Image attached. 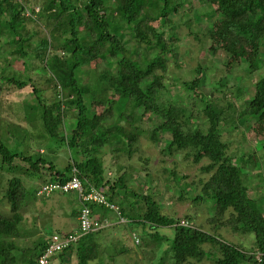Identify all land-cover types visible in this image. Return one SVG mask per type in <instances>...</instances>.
Returning a JSON list of instances; mask_svg holds the SVG:
<instances>
[{"label": "trees", "instance_id": "trees-1", "mask_svg": "<svg viewBox=\"0 0 264 264\" xmlns=\"http://www.w3.org/2000/svg\"><path fill=\"white\" fill-rule=\"evenodd\" d=\"M186 1L192 3L46 0L34 16L35 7L29 0H0V173L12 174L0 189V203L10 207L9 213L0 208V264H39L38 257L51 235L39 239L29 250L17 246L13 238L20 234L28 206L55 194L71 193L76 194L78 203L77 209L72 208L74 219H78L76 229L84 206L92 217L111 224L53 254L51 264L57 256L78 264L99 259L107 248L92 235L114 224L130 228L133 237L139 238L135 242L139 246L143 242L140 232L147 234L151 244L138 252L153 264H194L205 259L214 264H264V201L261 208L250 195V189L257 185L254 178L263 176L264 157H260L262 168L255 171L258 161L254 155L259 149L245 144L250 136L251 141H262L264 148V0H202L207 7L193 8V18L187 16L185 24L196 39L206 40L212 60L205 65L199 62L196 74L185 78L175 73L167 79L168 64L179 53L177 42L184 15L189 13L184 11ZM28 9L33 14H28ZM220 50L225 54L217 58ZM216 58L221 68L215 67ZM34 59L47 76L45 85H36L32 77L23 76L22 69L13 68L17 61L26 64ZM258 70L263 75L257 76L252 86L248 77ZM29 84L33 89L28 100H4ZM176 84L182 93L174 91ZM49 89L54 91L50 97L46 95ZM227 93L231 97L227 98ZM11 105L20 113L33 112L34 118L28 119L31 129L6 123L1 110ZM15 110L10 113L14 115ZM73 120L69 133L68 123ZM227 134L241 136L239 154L230 149ZM143 136L161 144L165 159L184 157L200 164L202 174L194 177L177 168L165 167L164 171L169 184H176L179 200L214 199L213 211L206 217L211 229L193 224L189 216L178 218L162 211L159 200L150 193L156 179L148 167L150 159L141 153ZM41 141L47 150L68 149L71 161L65 168H58L37 151ZM104 144L117 161L119 173L113 180L107 177L101 155ZM137 153L143 161L140 166L131 163ZM122 157L127 158L126 164L121 163ZM141 168L146 171L142 183L149 185L148 191L132 186L131 179ZM21 173L30 177L42 173L47 180L28 187ZM74 177L80 180L83 193L92 188L103 191L126 221H120L116 210L104 203L81 199L76 189L40 193L44 184L63 185ZM184 182L193 191L186 197ZM110 212L115 214L114 224ZM164 227L174 229L172 238L159 231ZM224 227L233 233H253L255 242L249 247L229 242L219 234ZM9 238L11 242H6ZM165 243L168 245L163 248ZM159 249L162 254L158 257ZM126 251L120 250L119 261L116 258L100 264L141 263L137 258L129 262L132 251Z\"/></svg>", "mask_w": 264, "mask_h": 264}, {"label": "rangeland", "instance_id": "rangeland-1", "mask_svg": "<svg viewBox=\"0 0 264 264\" xmlns=\"http://www.w3.org/2000/svg\"><path fill=\"white\" fill-rule=\"evenodd\" d=\"M29 5L31 7H42V5L46 2V0H29ZM71 1V0H70ZM192 3L185 2L184 5V11L189 12L188 15H184V22H182L181 28H180V39L178 40L177 44L179 47V53L176 59H171V61L168 64L167 69V79L171 78V75L177 73L179 75H183L185 78L189 76V74H196L195 67L198 65L199 62L203 61L204 65L206 63H209V60H212V55L208 54L207 52V46L205 44L206 40L199 41L194 37V35L190 32V28L187 27V24L185 22L187 21V16L193 18V8H205L207 7V3L202 0H191ZM29 6V7H30ZM176 19H180L179 16H175V13L172 14ZM183 18V16H181ZM225 52L223 50H220L217 54V58H221ZM215 59L214 64L215 67L221 68L222 63ZM240 60V59H239ZM202 63V62H201ZM100 66L103 67V63H99ZM2 67V64H0ZM40 62L38 59H34L31 62L28 63H22L20 61H17L13 68H20L25 72L23 76L29 75L33 78L36 85L41 86L45 85V76L44 72L40 68ZM0 67V71H1ZM8 70H10V66L7 67ZM103 69H106L105 67ZM263 73V72H262ZM261 71H257L255 75H251L248 77L247 82H252V86L254 85V80L257 78V76H262L263 74ZM217 75L216 73H214ZM262 74V75H261ZM212 76V75H210ZM183 77V78H184ZM213 77V76H212ZM211 79V77H209ZM212 81V80H211ZM0 84H3V80L0 78ZM224 84V81L222 82ZM32 84H29L25 88H23L20 91L13 92L11 94H8L5 96V101L7 102H23L25 99H29V95L32 93ZM174 91L176 93H182L183 89L176 84V87H174ZM54 91L52 89L47 90L46 95L50 97L53 95ZM212 93V92H211ZM227 98L231 97V94L227 93ZM14 110L16 109V105H11ZM8 106L5 108L3 107L1 112L4 116V119L7 121L16 123L20 126L30 127L28 123V119H33L34 115L32 111L28 110H22L21 113L15 110V114L13 115L11 112V109ZM74 111V110H73ZM72 117V116H71ZM148 122L150 123L152 121V118L148 116ZM75 124V121H69L68 123V132L70 133V130L73 128ZM232 127L231 125H229ZM32 126L30 127V129ZM163 133H159L161 135ZM166 135L170 136L169 133ZM225 138L230 141V149L235 153L239 154L240 146V135L235 134H227L225 135ZM249 136V140H250ZM246 140V145H252L253 147H257L256 149H259L257 153L254 155L255 158H257L258 161V167L255 169V171L259 170V167H261V160L260 157H264V148L262 147V141L255 139V140ZM42 144V145H41ZM260 144V145H259ZM37 146V151L42 153L46 158L52 159L58 168H65L67 163L71 161V155L66 148H62L61 150L53 151V150H47V148L44 146V142H40ZM120 145H117L119 147ZM161 144H156L154 140L142 137L141 140V153L148 157L150 159L148 163V167L153 172V176L156 179V181L152 182L151 186V195L156 197L160 205L162 207V211L165 214H168L170 216H176L178 218H184L185 216L190 217V222L192 221L193 224L198 225L199 227L204 228L205 230L211 229V225L207 222V213L213 211L214 208V199H199L196 202H192L190 200H179L178 197L180 195L179 190H175L177 188L176 184L174 182H170L168 180V173L164 171L165 167H169L170 169L177 168L178 171L188 174L189 176L192 175L194 177L196 174L201 175L202 173L199 170V165L194 163L191 159H186L180 157L177 159V157H170L168 159H165L163 154L160 152ZM101 155L104 159V165L106 167V174L107 177H110L112 180L115 179V177L118 175V166L117 161L114 159L112 152L110 150V147L108 144H104L101 147ZM72 154H74L72 152ZM21 164L24 165V162L17 159ZM174 160L179 163L177 166L174 163ZM127 163L128 160L125 157H122L121 163ZM131 163L140 166V164L143 163L142 160L138 158V153L133 156L131 159ZM177 166V167H175ZM262 168V167H261ZM254 171V172H255ZM146 174V171L144 169H140L139 174H136L133 179H131L133 183V187L140 186L144 189V191H148L149 185L146 184V182L142 183L144 180V176ZM181 174V173H179ZM204 175V174H203ZM263 176L259 179L254 178L253 182L255 185V189H250V195L255 197V202L258 204L259 207L262 208L263 201H264V173ZM12 176L11 173H0V189L5 187L8 183V178ZM20 176L22 177L25 184L29 187L32 185L37 186L38 184L42 183L43 181L47 180V176L45 174H40V176L36 177H30L25 173H21ZM205 177V176H204ZM250 177V176H249ZM248 177V178H249ZM193 179V178H191ZM190 178H188V181ZM135 185V186H134ZM188 183L184 182V186H182V191L184 193V196H189L193 191L190 186H187ZM258 189V192L255 190ZM138 189V188H137ZM177 193H176V192ZM194 194H196L194 192ZM256 195V196H255ZM260 195V196H259ZM177 196V197H176ZM3 203H0V208L3 209L6 213H9V205H2ZM35 208V209H34ZM72 208H78V203L76 201V194H55L54 197L44 200H38L37 204L28 206V211L25 212L26 218L23 220L22 224L19 227L20 234H18L17 238H14V242L17 246L25 247L31 249L33 247L34 241L39 240L43 238L45 235H49L50 233H55L56 230H66V228H69V224L73 223V215H72ZM115 215L114 213L110 212L108 216ZM113 223V222H112ZM113 226V225H112ZM60 228V229H59ZM110 229L113 230L110 232ZM38 231L39 234H35V231ZM129 230V231H128ZM126 231V232H125ZM159 231L161 233L167 234L170 238L174 235V229L170 227H164L160 228ZM125 232V233H124ZM219 234L226 240L232 243H240L243 244L245 247H249L250 244L255 242V237L253 233H233L229 230V228H221L219 231ZM137 235H139L137 233ZM140 236L143 239L142 245L139 246L135 243V239L131 233L130 228H119L114 224V227H110L107 229L101 230L99 233H94L92 237L95 239H99L103 242L104 247L107 248L106 254L101 253L99 259L90 260V264H100L102 262L111 263L114 259L117 258L119 261V258L117 257L120 250L124 249L127 250L126 253H129L130 251L136 253L133 254L132 257L134 259H139L141 263L139 264H153V261L147 260L146 255H144L141 251L138 252L140 249H147L148 246L151 244L148 242L150 241L147 237V234L145 232H140ZM39 237V238H38ZM116 237V240L113 238ZM38 238V239H37ZM93 238V239H94ZM112 239V240H111ZM6 242H11L10 238L5 240ZM107 242V245L105 244ZM167 243L164 244L163 248L167 247ZM168 245V244H167ZM206 248H211L210 244L204 245ZM3 247V246H0ZM213 249V248H211ZM165 250V249H163ZM214 250V249H213ZM158 257L162 254L161 249L158 251ZM157 252H155L157 256ZM15 253L18 255L19 251H15ZM1 255V254H0ZM153 258H156L153 254ZM104 259V260H103ZM125 259V257L122 258V260ZM133 259V260H134ZM103 260V261H102ZM116 260V261H117ZM133 260H130L129 262H132ZM158 261V260H157ZM193 261V260H192ZM143 262V263H142ZM194 264H214L213 261L209 259H205L201 262L193 261ZM115 264V262H114ZM154 264H157L154 263ZM165 264V263H164ZM186 264H192L191 262H188Z\"/></svg>", "mask_w": 264, "mask_h": 264}, {"label": "built area", "instance_id": "built-area-1", "mask_svg": "<svg viewBox=\"0 0 264 264\" xmlns=\"http://www.w3.org/2000/svg\"><path fill=\"white\" fill-rule=\"evenodd\" d=\"M39 10H40L39 7H35L34 8L35 12H33L34 14L30 9L27 10V13L36 16V13L39 12ZM56 188L66 192L72 189H76L79 191V195L81 199L90 200L98 203H104L106 206L116 210L117 214L120 216V221L122 222L126 221V219L120 214L118 206L108 201V198L103 191L98 190L96 188H92L89 192H87V194L83 193V187L81 185L80 180L77 177H74L72 180L66 182L63 185L44 184L40 190V193L43 192L49 193ZM79 221H80L79 227L73 232L63 233V234L55 232L50 236L46 249L38 257L37 261L39 264H51L53 254L66 249L71 244L79 242L86 234L90 232L98 231L104 227H108L111 224L109 221L100 222L94 217H92L90 213V209L87 206H84L82 208L81 214L79 216ZM181 223L187 225V222L185 221H182ZM134 238H135V242L138 243L139 238L135 235Z\"/></svg>", "mask_w": 264, "mask_h": 264}, {"label": "crops", "instance_id": "crops-1", "mask_svg": "<svg viewBox=\"0 0 264 264\" xmlns=\"http://www.w3.org/2000/svg\"><path fill=\"white\" fill-rule=\"evenodd\" d=\"M111 217H112L111 219H112V221H113V220H114V219H113V218H114V215H112ZM73 218H74V217H73ZM114 223H115V221H113V224H114ZM77 225H78V219L75 218V219L73 220V223L68 225V226H70V227H69V228H66V230H63L62 232H69V231H72L73 229H76ZM112 227H114V226H112ZM59 229H60V228H59ZM124 229H125V228H124ZM147 229H148V228H147ZM38 231H39V230L35 231V234H39ZM59 231H60V230H59ZM112 231H113V230L110 229V232H112ZM125 232H126V231H125ZM125 232H124V233H125ZM49 235H52V234L50 233ZM49 235H48V236L45 235V236H43V237H44V238H45V237H49ZM38 238H39V237H38ZM38 238H37V239H38ZM13 239H14V238H13ZM113 239L116 240V237H114ZM111 240H112V239H111ZM10 241H11V239H10ZM37 241H38V240H35L34 243L37 242ZM106 243H107V242H106ZM133 254H136V253H134V252L131 253V255H130V257H131L130 259H131V260L134 259V257H132ZM88 262H90V261H88ZM53 264H78V261H75V260H74L73 262L70 263V262L67 261V260H63V259H61L60 256H57V257L54 258V260H53ZM89 264H90V263H89Z\"/></svg>", "mask_w": 264, "mask_h": 264}]
</instances>
